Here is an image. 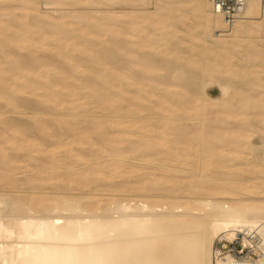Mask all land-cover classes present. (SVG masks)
<instances>
[{"label":"bare ground","instance_id":"6f19581e","mask_svg":"<svg viewBox=\"0 0 264 264\" xmlns=\"http://www.w3.org/2000/svg\"><path fill=\"white\" fill-rule=\"evenodd\" d=\"M160 1L0 0V264H264V1Z\"/></svg>","mask_w":264,"mask_h":264},{"label":"rangeland","instance_id":"374dc122","mask_svg":"<svg viewBox=\"0 0 264 264\" xmlns=\"http://www.w3.org/2000/svg\"><path fill=\"white\" fill-rule=\"evenodd\" d=\"M41 1V0H40ZM72 2H73V5H71V6H68V8L70 7V8H72V7H74V8H79L81 5H79V4H77V0H72ZM156 2H157V0H150V4H148L149 6H147L150 10H153L154 9V6L155 5H158V4H156ZM13 3V1H11V3L10 4H12ZM160 3H164L162 0L160 1ZM2 4V2H0V11H3L4 10V7L7 5V4H5L4 3V7L1 5ZM98 5V6H97ZM88 5H83V8L85 7L86 9L89 7H87ZM97 6V7H96ZM101 7L102 9L104 8V9H106V8H108L109 9V7H111V6H109L108 4H104V6L103 5H100V3H98V4H93V6H91V9H94L93 7H95L96 9H101V8H98V7ZM107 6V7H106ZM109 6V7H108ZM151 6V7H150ZM153 8V9H152ZM45 9V8H44ZM88 9H90V7L88 8ZM96 9H94V10H96ZM164 10V11H163ZM167 10V11H166ZM18 13L19 12V10H17V11H15V13ZM170 13L171 14V16H170V21L168 22V23H170V24H172V23H174L175 22V20L176 19H174V17H172L173 15H175L173 12H174V10H171V12L170 11H168V9H166L165 8V6L162 8V9H159L158 11H157V15H159V16H161V14L162 15H164V14H166V13ZM96 14V13H95ZM156 15V16H157ZM196 14L195 13H191L190 14V16H189V18H185L184 20H185V22H186V24L188 25H194L196 22L194 21L195 19H196V16H195ZM174 19V20H173ZM197 20V19H196ZM176 24H177V26L179 27V29L180 30H178L177 31V33H175L174 35H172V36H174V37H176V38H171L172 40V42H171V44L169 43V45H171V47L170 48H175L176 46L179 48V50H181L182 52L183 51H185L187 54H185L186 55V57L188 56V53L190 54L189 56H191V55H193V57H194V54L196 55V54H198L199 53V51H200V49L202 48V45H203V43L202 42H199V41H203L204 43H206V40H204L203 38H205V36L204 35H202V32H201V29L200 28H198V27H196V29H194V31H192V34L188 37V35L186 36V33L183 31V28H186L187 26L183 23V21L181 20V21H177L176 22ZM180 24V25H179ZM188 28V27H187ZM177 35V36H176ZM194 35V36H193ZM192 36V37H191ZM168 37H171V35H168ZM194 37H197V38H195V40L196 41H193L194 39ZM201 37V38H200ZM179 38V39H178ZM183 38H186V40L188 41L187 43L186 42H183V41H181ZM92 39V41L94 42V41H98V39L96 38V40H95V37H92L91 38ZM181 39V40H180ZM103 40V39H102ZM179 40V41H178ZM211 40H212V38H211ZM91 41V42H92ZM189 41H191V42H189ZM181 43V44H180ZM174 45V47H172L173 45ZM183 44V45H182ZM185 44V45H184ZM196 44V45H195ZM191 45H193V46H191ZM200 46H201V48H200ZM108 47H110V45H109V43L107 44V43H102V45H100V46H98V49L100 50V52L102 53V52H104ZM189 47V48H188ZM191 47V48H190ZM199 47V48H198ZM191 49V50H190ZM199 50V51H198ZM48 51H50V50H48ZM198 51V52H197ZM19 52L21 53V54H23V55H25L26 53H27V51L26 50H19ZM244 52L245 51H241V52H239L238 53V55L236 56V57H233V61H236V62H238V63H240V64H243V63H245V61L244 60H242L241 61V59H239V58H241V57H243V55H244ZM209 54H212V53H209ZM103 55H106L110 60H112L113 59V57H112V54H110V52H105V53H103ZM51 61L52 62H55L56 61V59H51ZM192 65V66H191ZM232 66V65H231ZM194 67H195V65H194V63H190V64H188V66H187V68H189V69H191V70H194ZM222 73H220V75H221ZM228 75V73H223V76L222 77H226ZM236 79H238L239 80V77L237 76L236 77ZM22 115V114H21ZM21 115H18V116H16V118L17 119H23V118H25L27 115H25V116H21ZM51 115H49V116H45L46 118H49ZM27 118V117H26ZM1 123V122H0ZM108 124L109 125H107V123L105 124L106 125V127L108 126L109 128L111 127L110 126V122H108ZM101 127V128H100ZM106 127L104 126V125H100L99 127H97L98 128V130H100V131H103V130H105L106 129ZM77 129V128H76ZM108 130H111V129H108ZM45 137H48L47 135H45L44 137H43V139H41V141L39 142L42 146H38V147H40L41 148V150H39V151H34V152H32V154L34 155V157H37L39 160H35V162H33V163H38V164H40V163H42L44 160H42L43 158L45 159V160H48L49 159V157L50 156H53V153L52 152H49V151H47V147L45 146V145H43V141L45 140ZM43 147H45V148H43ZM48 152V153H46V152ZM11 154L10 155H12L13 154V152L14 151H9ZM45 152V153H44ZM38 155H37V154ZM46 154V155H45ZM28 155H30V153L28 154ZM39 157H43V158H39ZM13 158V157H12ZM25 160H28L29 158H28V156H25V157H23ZM14 160H10L9 161V163H3V162H1L0 161V170L1 169H4V168H9V167H12V166H14L15 165V163L13 162ZM44 162H47V161H44ZM18 163V162H17ZM20 165H22V168H20V169H18L17 170V174H16V176L17 177H23L24 176V174H22V172H23V170H24V172L23 173H26L25 172V169H24V167H25V162H20ZM28 168H30L31 169V167H28ZM18 172H21L20 174L18 173ZM22 175V176H21ZM35 182V181H34ZM161 182H159L156 186H155V193L156 194H162V187H163V183H161Z\"/></svg>","mask_w":264,"mask_h":264},{"label":"built area","instance_id":"2783aa9c","mask_svg":"<svg viewBox=\"0 0 264 264\" xmlns=\"http://www.w3.org/2000/svg\"><path fill=\"white\" fill-rule=\"evenodd\" d=\"M247 2L248 0H212L214 10L223 16L229 28H232L239 20L242 19ZM252 238L253 243L247 247L243 246L241 242L236 243L234 251L238 252L239 256H242L240 261L243 260L244 262L261 264L262 262L257 261L259 254H263L260 248L261 241H259V237ZM224 250L229 249L224 247Z\"/></svg>","mask_w":264,"mask_h":264},{"label":"clouds","instance_id":"9594fccd","mask_svg":"<svg viewBox=\"0 0 264 264\" xmlns=\"http://www.w3.org/2000/svg\"><path fill=\"white\" fill-rule=\"evenodd\" d=\"M220 90H221L222 96L225 95L224 89L220 88Z\"/></svg>","mask_w":264,"mask_h":264}]
</instances>
